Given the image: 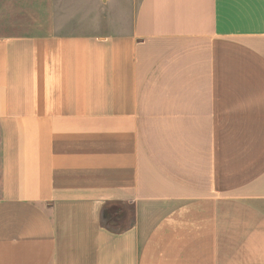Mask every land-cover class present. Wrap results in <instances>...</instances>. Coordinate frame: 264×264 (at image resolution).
I'll list each match as a JSON object with an SVG mask.
<instances>
[{
  "label": "crops",
  "instance_id": "crops-1",
  "mask_svg": "<svg viewBox=\"0 0 264 264\" xmlns=\"http://www.w3.org/2000/svg\"><path fill=\"white\" fill-rule=\"evenodd\" d=\"M0 264H264V0H0Z\"/></svg>",
  "mask_w": 264,
  "mask_h": 264
}]
</instances>
